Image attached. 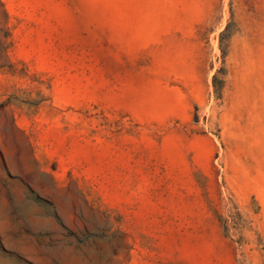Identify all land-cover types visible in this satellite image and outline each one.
Returning a JSON list of instances; mask_svg holds the SVG:
<instances>
[{
    "label": "rangeland",
    "instance_id": "rangeland-1",
    "mask_svg": "<svg viewBox=\"0 0 264 264\" xmlns=\"http://www.w3.org/2000/svg\"><path fill=\"white\" fill-rule=\"evenodd\" d=\"M0 264H264V0H0Z\"/></svg>",
    "mask_w": 264,
    "mask_h": 264
}]
</instances>
